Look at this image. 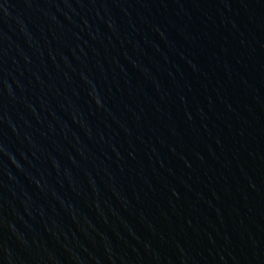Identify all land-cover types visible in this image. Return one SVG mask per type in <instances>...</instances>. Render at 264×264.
<instances>
[{
	"label": "water",
	"instance_id": "95a60500",
	"mask_svg": "<svg viewBox=\"0 0 264 264\" xmlns=\"http://www.w3.org/2000/svg\"><path fill=\"white\" fill-rule=\"evenodd\" d=\"M0 264H264V0H0Z\"/></svg>",
	"mask_w": 264,
	"mask_h": 264
}]
</instances>
